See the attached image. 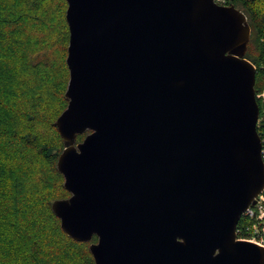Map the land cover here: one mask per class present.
Returning <instances> with one entry per match:
<instances>
[{
	"label": "water",
	"instance_id": "obj_1",
	"mask_svg": "<svg viewBox=\"0 0 264 264\" xmlns=\"http://www.w3.org/2000/svg\"><path fill=\"white\" fill-rule=\"evenodd\" d=\"M66 198L96 264H264L237 227L264 191L251 25L215 0H67ZM89 131L77 142L78 134Z\"/></svg>",
	"mask_w": 264,
	"mask_h": 264
},
{
	"label": "trees",
	"instance_id": "obj_2",
	"mask_svg": "<svg viewBox=\"0 0 264 264\" xmlns=\"http://www.w3.org/2000/svg\"><path fill=\"white\" fill-rule=\"evenodd\" d=\"M228 5L252 29L246 57L257 69L264 156V0ZM67 7V0H0V264H96L90 243L97 237L74 240L52 210L70 196L57 168L64 140L55 126L68 105ZM250 221L243 215L237 229Z\"/></svg>",
	"mask_w": 264,
	"mask_h": 264
},
{
	"label": "built area",
	"instance_id": "obj_3",
	"mask_svg": "<svg viewBox=\"0 0 264 264\" xmlns=\"http://www.w3.org/2000/svg\"><path fill=\"white\" fill-rule=\"evenodd\" d=\"M215 1L222 5H228V0ZM262 193L257 198L256 204L251 205L244 214L250 219H254V221H250L244 227L237 229V235L240 232H244L246 237L239 239H246L264 246V197Z\"/></svg>",
	"mask_w": 264,
	"mask_h": 264
},
{
	"label": "rangeland",
	"instance_id": "obj_4",
	"mask_svg": "<svg viewBox=\"0 0 264 264\" xmlns=\"http://www.w3.org/2000/svg\"><path fill=\"white\" fill-rule=\"evenodd\" d=\"M258 96H264V92L263 93H261V94H258ZM261 118L259 117V120H260ZM259 120H258V122H259Z\"/></svg>",
	"mask_w": 264,
	"mask_h": 264
}]
</instances>
